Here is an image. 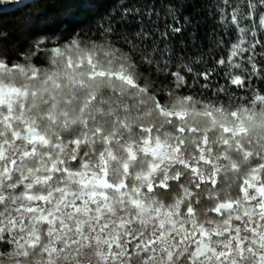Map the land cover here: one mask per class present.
I'll return each instance as SVG.
<instances>
[{"label":"clouds","instance_id":"1","mask_svg":"<svg viewBox=\"0 0 264 264\" xmlns=\"http://www.w3.org/2000/svg\"><path fill=\"white\" fill-rule=\"evenodd\" d=\"M222 2L236 34L191 51L108 14L0 28V264H264V0Z\"/></svg>","mask_w":264,"mask_h":264},{"label":"trees","instance_id":"2","mask_svg":"<svg viewBox=\"0 0 264 264\" xmlns=\"http://www.w3.org/2000/svg\"><path fill=\"white\" fill-rule=\"evenodd\" d=\"M164 3L170 6L161 21L158 7H163V4L160 0H156L151 8L145 6L143 14L137 0H35L0 14V28L9 33V39L4 41L9 48L21 41L22 29L27 25H30L29 35L73 31L104 14H108L117 27H142L146 20L150 25L155 24L157 29L162 24H170L166 38L170 36L178 46H186L189 51L197 44L206 47L212 38L224 37L227 40L237 32L235 25H230L227 32L220 26L219 7L223 6L226 13L228 11L222 0H164ZM171 15H176V20L169 21L168 16ZM49 19L51 23L40 27L41 21Z\"/></svg>","mask_w":264,"mask_h":264},{"label":"snow or ice","instance_id":"3","mask_svg":"<svg viewBox=\"0 0 264 264\" xmlns=\"http://www.w3.org/2000/svg\"><path fill=\"white\" fill-rule=\"evenodd\" d=\"M138 11V10H137ZM109 26L111 27V21H110V24H109Z\"/></svg>","mask_w":264,"mask_h":264}]
</instances>
